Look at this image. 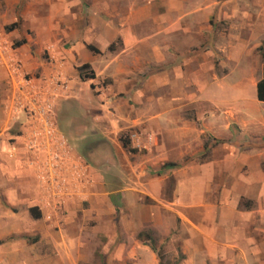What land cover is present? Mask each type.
Segmentation results:
<instances>
[{
  "label": "crops",
  "instance_id": "crops-1",
  "mask_svg": "<svg viewBox=\"0 0 264 264\" xmlns=\"http://www.w3.org/2000/svg\"><path fill=\"white\" fill-rule=\"evenodd\" d=\"M263 44L264 0H2L0 130L12 125L9 48L24 73L79 113L71 136L99 129L82 152L60 134L86 164L105 264H161L157 247L177 264H264ZM243 57L255 64L248 78L234 76ZM83 63L94 78L80 79ZM20 129L0 142V264H79V239L63 234L68 208L44 217L47 197ZM123 132L138 135L135 154L123 151ZM99 196L120 198L118 225L111 205L94 204Z\"/></svg>",
  "mask_w": 264,
  "mask_h": 264
},
{
  "label": "built area",
  "instance_id": "built-area-1",
  "mask_svg": "<svg viewBox=\"0 0 264 264\" xmlns=\"http://www.w3.org/2000/svg\"><path fill=\"white\" fill-rule=\"evenodd\" d=\"M15 88L10 105L11 120L22 115V146L29 156L27 165L34 167L39 189L47 197L44 217L64 210L69 200L84 196L90 180L86 164L72 154L53 120V98L43 81L24 73L21 61L8 59ZM133 146H139L138 135H128Z\"/></svg>",
  "mask_w": 264,
  "mask_h": 264
},
{
  "label": "rangeland",
  "instance_id": "rangeland-1",
  "mask_svg": "<svg viewBox=\"0 0 264 264\" xmlns=\"http://www.w3.org/2000/svg\"><path fill=\"white\" fill-rule=\"evenodd\" d=\"M2 0H0L1 2ZM13 46V44H12ZM49 48L51 46L49 45ZM264 44L259 48V52L261 54L264 53ZM263 50V51H262ZM264 55V54H263ZM4 56L6 59L13 58L17 59L12 50L7 48L4 49ZM43 56L45 59L50 60V55L47 50L44 51ZM262 58V57H261ZM264 59V58H263ZM18 60V59H17ZM254 61L252 57H243L241 60L239 69L236 70L235 72V77L239 76L240 78H248L252 72V69L254 67ZM29 75V74H27ZM30 76V75H29ZM15 86L13 85V88L11 90V94L14 92ZM94 93L96 91L94 90ZM54 97V96H53ZM1 100V97H0ZM53 120L55 123V126L58 127L57 129L59 132L69 141V143L75 147V149L78 152H82L83 149V142L84 140H96L101 138V134L99 132V129L94 127V125L91 123L86 129L82 135V137H74L70 135V124L71 122L75 119H78L75 117L77 114H79L77 111L74 113L71 108V104L69 102L63 103V104H58L56 100L53 98ZM264 104V103H261ZM5 109V107H3ZM74 113V114H73ZM73 117V118H72ZM11 120V119H10ZM81 122L82 119H79ZM12 125L10 128L0 130V142L3 141H13L14 137L17 136V134L21 133L20 125L23 123L22 120V115L17 118V120H11ZM93 122V121H92ZM93 131L95 133H93ZM121 135H124L127 140H129L127 134L125 132L121 133ZM119 136V137H120ZM129 147L130 149H133L134 152H129L127 150L123 151L126 154L132 155L135 154L136 151L140 150L139 146H133L131 142L129 141ZM121 151V150H119ZM129 152V153H128ZM123 155V153L121 152ZM120 155V154H119ZM104 158L101 156L97 160V168H99V172L103 173L104 172V166L107 165V162H104ZM110 168L106 169L109 170ZM87 173V169H86ZM103 177L105 178L106 181H110L111 177L109 172H104ZM103 182L102 180H100ZM102 184V183H101ZM86 188L84 192V196L78 200H69L66 203V206L64 209V217H66L69 225L63 229V234L64 236H69L74 235V238L79 239V246H78V253L85 257L86 260H81L79 264H105L104 262V257H103V243L106 239V237L103 234L104 229V219H94L93 214H91V208L88 206V202L86 200ZM81 204V206L84 209H89L88 212H83V211H76L72 212L74 209L75 205ZM97 207H99L101 210H104L105 207L111 205L113 207V211L115 209V212L112 213L113 217H116L115 219V224L118 225V217H119V206H120V198L118 196H114L112 198L104 197V196H99L96 199V202L94 203ZM87 211V210H86ZM103 216V214H101ZM114 220V219H113ZM145 234H148V237L154 238L156 243L159 241V237L157 235H154L152 230L150 229H145L144 231ZM146 238V237H145ZM156 249V247H155ZM157 254L159 256H162L161 259V264H177L176 262L172 261H165L164 256H163V249L162 247H157L156 249ZM180 255L177 256L176 259H179ZM163 261V262H162ZM165 261V262H164Z\"/></svg>",
  "mask_w": 264,
  "mask_h": 264
},
{
  "label": "trees",
  "instance_id": "trees-1",
  "mask_svg": "<svg viewBox=\"0 0 264 264\" xmlns=\"http://www.w3.org/2000/svg\"><path fill=\"white\" fill-rule=\"evenodd\" d=\"M18 25V22H13L9 25H6L4 27L5 30H11L13 28H15L16 26ZM23 42V40H20V41H17L16 43L13 44V46H18L19 44H21ZM113 44L109 45V49H113ZM88 49L91 50L92 52L94 53H99V51L93 47L92 45H87ZM263 58H264V55H263ZM78 73H79V77L81 80H86V79H92L94 78V73L93 71L90 69L89 65L86 64V63H83L81 64L79 67H78ZM262 78L257 82L256 84V97L259 101H264V60H263V65H262ZM90 88H94V85L91 84L90 85ZM119 140L121 142V145L122 147L129 151V152H134L133 149H130L129 147V144H128V140L126 139V137L124 135H121L119 137ZM168 167H173L175 166L174 164H170V165H167ZM35 208H30V212L32 213V211L34 210ZM36 216V215H35Z\"/></svg>",
  "mask_w": 264,
  "mask_h": 264
}]
</instances>
